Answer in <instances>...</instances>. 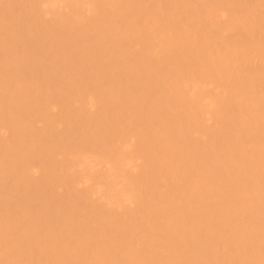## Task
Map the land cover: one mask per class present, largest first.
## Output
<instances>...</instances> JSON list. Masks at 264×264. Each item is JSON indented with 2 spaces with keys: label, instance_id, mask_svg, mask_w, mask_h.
I'll return each mask as SVG.
<instances>
[{
  "label": "bare ground",
  "instance_id": "bare-ground-1",
  "mask_svg": "<svg viewBox=\"0 0 264 264\" xmlns=\"http://www.w3.org/2000/svg\"><path fill=\"white\" fill-rule=\"evenodd\" d=\"M0 264H264V0H0Z\"/></svg>",
  "mask_w": 264,
  "mask_h": 264
}]
</instances>
